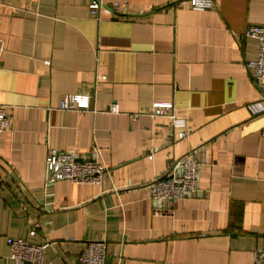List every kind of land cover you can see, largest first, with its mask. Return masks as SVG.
Listing matches in <instances>:
<instances>
[{
    "label": "crops",
    "instance_id": "0c3cea01",
    "mask_svg": "<svg viewBox=\"0 0 264 264\" xmlns=\"http://www.w3.org/2000/svg\"><path fill=\"white\" fill-rule=\"evenodd\" d=\"M102 1L95 17L92 0H0V104L13 122L0 134V264H17L11 238L49 244L47 264H77L98 240L108 241L107 264H256L264 113L248 105L264 86L246 68L259 43L244 35L264 26V0H214L206 11ZM115 3L131 16L119 18ZM72 94L92 95V109H60ZM155 102L175 104L186 139L167 118L130 116ZM50 150L104 163L103 183L49 181ZM190 152L198 191L156 203L151 183Z\"/></svg>",
    "mask_w": 264,
    "mask_h": 264
},
{
    "label": "built area",
    "instance_id": "2783aa9c",
    "mask_svg": "<svg viewBox=\"0 0 264 264\" xmlns=\"http://www.w3.org/2000/svg\"><path fill=\"white\" fill-rule=\"evenodd\" d=\"M188 3L196 11L211 10L214 0H182L180 4ZM107 7L102 0H92L89 10L92 16L99 17L100 11ZM119 18L131 16L127 6L115 3L112 6ZM245 38L256 39L259 43L257 57L246 64V68L253 71V78L258 88L264 86V26H249L244 35ZM100 79H106L102 76ZM92 98L90 94L67 95L60 104L62 110H91ZM254 116L264 113V95L248 105ZM173 102H155L143 112L131 114L133 119L142 116L152 118H167L171 125L179 129L178 139H186L189 136L187 119L178 116ZM8 107L0 104V134L12 130V118L8 115ZM94 110V109H93ZM113 114L121 113V106L115 102L109 108ZM95 111V110H94ZM97 152V150H95ZM181 165V173L176 174L178 165ZM46 168L49 181H69L79 185H101L108 173V167L96 159L80 158L73 152L50 150L46 159ZM200 163L193 157V152L183 156L179 163L174 164L163 177L151 183L152 199L158 204L175 202L191 198L199 189ZM36 230L31 232L35 235ZM11 258L17 264H47V248L49 244H33L24 239H9ZM108 241H91L85 245V249L79 256L77 264H107ZM256 264H264V250H257L255 254Z\"/></svg>",
    "mask_w": 264,
    "mask_h": 264
}]
</instances>
